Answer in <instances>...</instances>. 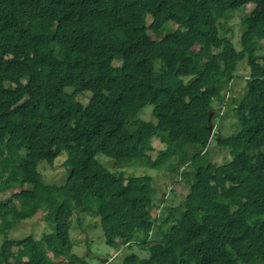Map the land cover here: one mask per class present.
<instances>
[{
	"label": "trees",
	"instance_id": "1",
	"mask_svg": "<svg viewBox=\"0 0 264 264\" xmlns=\"http://www.w3.org/2000/svg\"><path fill=\"white\" fill-rule=\"evenodd\" d=\"M248 4L237 49L225 33ZM169 17L178 24L162 34ZM263 40L264 0H0V191L17 189L0 204V264L81 261L73 215L97 217L107 246L147 252L124 264H264ZM243 60L238 128L216 141L230 158L197 165L213 138L214 104ZM86 91L84 104L77 96ZM149 104L156 122L137 116ZM157 140L165 147L153 166L187 185L159 224L152 178L97 158L148 160ZM42 161L64 176L44 178ZM38 211L48 231L8 238ZM155 228L161 238L148 246Z\"/></svg>",
	"mask_w": 264,
	"mask_h": 264
},
{
	"label": "rangeland",
	"instance_id": "2",
	"mask_svg": "<svg viewBox=\"0 0 264 264\" xmlns=\"http://www.w3.org/2000/svg\"><path fill=\"white\" fill-rule=\"evenodd\" d=\"M253 4H248L245 8H240L233 12V15L228 22V31L225 35L229 36L233 42L235 48L239 49L238 40L242 31V17L245 13H248L253 9ZM146 20L150 22V18ZM178 21L175 18L169 17L168 24L165 26V30L162 34L171 29L176 28ZM152 38H159L152 31H149ZM259 55L264 56V40L261 42L260 49L257 52ZM119 61H115L114 65H118ZM249 77V66L246 60L241 61L233 75L232 80H229L227 86L223 90L224 103L216 102L214 104L215 109H220L217 112V118L215 124L212 127V140L210 141L207 151L204 155L196 157L193 161L205 164L208 161L213 162V164L224 162L226 158H230V153L228 147L220 145L216 141L220 140L219 136H227L234 133L238 128V119L234 113V105L236 101H239L244 95L247 78ZM70 90V89H69ZM90 92L86 91L83 95H78L77 99L84 104L88 101L90 97ZM153 105L149 104L143 106L138 113V117L144 121L156 122V118L152 114ZM219 135V136H218ZM154 149L150 152V159H131L122 160L116 162L114 158L104 156L102 154L97 155L99 161H101L110 171L112 172H122L124 176L130 174L137 175H149L152 178V183L156 191L155 200L158 204L154 207L153 216L157 218L155 224H159L161 219L168 216L171 209L177 208L181 202L182 196L185 194L187 185L182 182V178L174 175L171 171L164 170L163 167H155V162L157 163V156L159 155V150L164 149L165 145L158 140L153 143ZM182 150H185L190 155L193 154V149L190 144L185 145ZM63 154L67 155V151L64 150ZM188 155V164L192 161V158ZM170 162H176L171 159ZM60 165V162H58ZM187 171H190L189 181L193 180L192 171L194 168L191 165H187ZM39 169L45 178L49 180L61 179L64 176V169L59 166V168L53 169L49 167L48 164L40 162ZM180 171V170H179ZM68 174V169H65V177L61 182H55L56 184H61L65 181ZM55 181V180H54ZM52 183V182H47ZM23 186L26 187L25 184ZM17 191V189H11L9 191H0V200L3 206L7 203V199L11 193ZM6 199V200H5ZM183 199V198H182ZM181 209H178L180 211ZM178 211L172 210L174 216L178 215ZM44 213L38 211L35 218L23 220L17 222L11 230L8 231V238H20L26 236L27 234H33L35 237H40L45 231L49 230L48 225L42 219ZM73 222L71 223L70 237L73 241L74 247L73 252L81 258V261H74V264H124L123 260L126 256L131 253H136L140 257L147 255V252L143 250L142 246L133 245L131 248L120 247L115 250L107 246L104 242V236L100 228L97 217L89 216L85 220L73 215ZM85 225V226H84ZM159 228H155L151 232L150 240L148 241V246L158 242L161 238V234H158ZM4 239V235H0V244ZM120 250V252H119ZM51 256V253L49 252Z\"/></svg>",
	"mask_w": 264,
	"mask_h": 264
},
{
	"label": "water",
	"instance_id": "3",
	"mask_svg": "<svg viewBox=\"0 0 264 264\" xmlns=\"http://www.w3.org/2000/svg\"><path fill=\"white\" fill-rule=\"evenodd\" d=\"M209 119H210V117H209ZM209 129H210V132H211V130H212V126L211 125H209Z\"/></svg>",
	"mask_w": 264,
	"mask_h": 264
},
{
	"label": "clouds",
	"instance_id": "4",
	"mask_svg": "<svg viewBox=\"0 0 264 264\" xmlns=\"http://www.w3.org/2000/svg\"><path fill=\"white\" fill-rule=\"evenodd\" d=\"M224 101H225V100H224ZM223 103H224V102H223ZM223 103H222V104H223ZM209 120H210V119H209ZM214 124H215V123H214ZM211 126H212V125H211ZM213 126H214V125H213ZM213 126H212V127H213ZM211 131H212V130H211ZM119 252H120V251H119Z\"/></svg>",
	"mask_w": 264,
	"mask_h": 264
}]
</instances>
